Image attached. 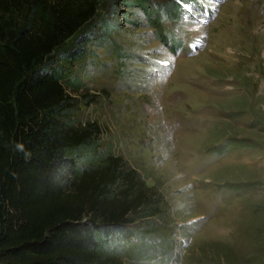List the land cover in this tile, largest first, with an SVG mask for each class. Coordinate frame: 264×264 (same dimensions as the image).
<instances>
[{"label": "rangeland", "instance_id": "374dc122", "mask_svg": "<svg viewBox=\"0 0 264 264\" xmlns=\"http://www.w3.org/2000/svg\"><path fill=\"white\" fill-rule=\"evenodd\" d=\"M53 56L75 123L163 197L124 264H264V0H96Z\"/></svg>", "mask_w": 264, "mask_h": 264}, {"label": "trees", "instance_id": "16d2710c", "mask_svg": "<svg viewBox=\"0 0 264 264\" xmlns=\"http://www.w3.org/2000/svg\"><path fill=\"white\" fill-rule=\"evenodd\" d=\"M96 0H0V264H124L163 197L99 147L95 122L75 123L54 54L75 60L115 25ZM24 145L25 152L15 149Z\"/></svg>", "mask_w": 264, "mask_h": 264}, {"label": "clouds", "instance_id": "9594fccd", "mask_svg": "<svg viewBox=\"0 0 264 264\" xmlns=\"http://www.w3.org/2000/svg\"><path fill=\"white\" fill-rule=\"evenodd\" d=\"M15 149L20 151V152H25L24 145L21 143H16L15 144ZM28 153L25 152V156L27 157Z\"/></svg>", "mask_w": 264, "mask_h": 264}]
</instances>
